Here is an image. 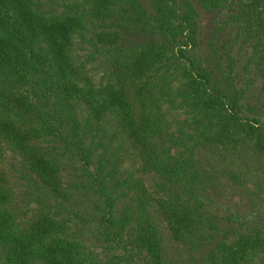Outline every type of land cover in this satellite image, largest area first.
<instances>
[{
    "label": "trees",
    "instance_id": "1",
    "mask_svg": "<svg viewBox=\"0 0 264 264\" xmlns=\"http://www.w3.org/2000/svg\"><path fill=\"white\" fill-rule=\"evenodd\" d=\"M0 264H264V0H0Z\"/></svg>",
    "mask_w": 264,
    "mask_h": 264
}]
</instances>
